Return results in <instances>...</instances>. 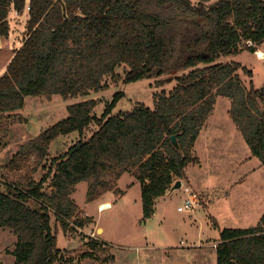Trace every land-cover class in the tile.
Wrapping results in <instances>:
<instances>
[{
  "label": "trees",
  "instance_id": "obj_1",
  "mask_svg": "<svg viewBox=\"0 0 264 264\" xmlns=\"http://www.w3.org/2000/svg\"><path fill=\"white\" fill-rule=\"evenodd\" d=\"M26 6V37L0 76V121L23 108L26 96L85 98L107 88L108 77L175 85L155 93L153 107L135 103L124 112H113L122 91L100 115L97 99L75 101L66 117L21 144L5 168L24 170V177L0 179V227L16 236L14 264L62 260L50 212L63 231L73 218L84 225L71 196L80 181L94 200L118 191L123 173L133 174L143 217L154 213L156 199L198 163L196 137L219 96L229 99L230 119L264 164V85L247 89L239 70L251 77V69L222 60L255 52L264 41V0H0V36H9V11ZM118 66L125 67L122 77ZM73 132L76 142L47 163L51 141ZM40 169V180L34 179ZM87 243L92 250L104 246L92 236ZM215 247V264H264V211L255 225L224 227ZM89 251L82 255L94 257Z\"/></svg>",
  "mask_w": 264,
  "mask_h": 264
},
{
  "label": "rangeland",
  "instance_id": "obj_2",
  "mask_svg": "<svg viewBox=\"0 0 264 264\" xmlns=\"http://www.w3.org/2000/svg\"><path fill=\"white\" fill-rule=\"evenodd\" d=\"M27 14V6L21 13L17 14L13 9L8 13L9 36L1 37L0 71L11 59L14 46H20L26 37ZM6 40H11L10 53L6 52ZM256 48L255 52L243 50L222 58L240 61L251 69V77L239 70L247 89L251 85L254 88L264 85V41ZM116 68L122 77L125 67ZM174 85L171 81L155 86L153 79L124 84L122 78L114 76L107 78V88L85 98H63L59 94L26 96L23 108L0 121V179L14 182L24 177V170L12 172L5 168L9 159L24 141L66 117L69 104L95 98L98 102L94 112L100 115L112 94L122 91L124 95L113 112L130 111L135 103L153 107L154 94L161 90L168 92ZM215 101L207 122L196 137L194 153L198 163L189 164L185 176L176 179L181 180L180 187L168 190L166 196L156 199L154 213L150 216L143 217L140 185L133 174L123 173L117 182L118 191L104 192L94 200H88L86 196L87 182L77 183L71 196L80 208L78 219L85 222L84 225H79L73 218L63 231L56 216L50 212L51 225L57 233V247L63 254L62 260L55 264H215V245L224 227L242 228L259 221L264 211V164L251 156L230 119L229 99L219 96ZM90 129L85 131V137L91 134ZM77 138L78 132L58 135L49 146L47 163L66 151ZM44 171L38 170L34 179L40 180ZM0 190H3L2 184ZM191 191L198 194V204L178 211L177 207L183 205ZM102 202H108L110 206L100 209ZM88 216L89 222L85 218ZM90 236L103 241L104 246L90 249L87 243ZM15 241L16 236L9 228L0 227V264H14ZM88 251H92L94 257L82 255Z\"/></svg>",
  "mask_w": 264,
  "mask_h": 264
},
{
  "label": "built area",
  "instance_id": "obj_3",
  "mask_svg": "<svg viewBox=\"0 0 264 264\" xmlns=\"http://www.w3.org/2000/svg\"><path fill=\"white\" fill-rule=\"evenodd\" d=\"M28 7V6H27ZM199 202V196L195 192H190L187 198L184 200L183 205L177 207L178 211L187 210L193 208Z\"/></svg>",
  "mask_w": 264,
  "mask_h": 264
},
{
  "label": "water",
  "instance_id": "obj_4",
  "mask_svg": "<svg viewBox=\"0 0 264 264\" xmlns=\"http://www.w3.org/2000/svg\"><path fill=\"white\" fill-rule=\"evenodd\" d=\"M169 139H171V143L173 145L174 148H176L177 150H180V146H179V142L178 139H176V135L172 134L170 135ZM181 186V180H176L175 183L170 187V190H173L174 188H178Z\"/></svg>",
  "mask_w": 264,
  "mask_h": 264
},
{
  "label": "crops",
  "instance_id": "obj_5",
  "mask_svg": "<svg viewBox=\"0 0 264 264\" xmlns=\"http://www.w3.org/2000/svg\"><path fill=\"white\" fill-rule=\"evenodd\" d=\"M27 2H28V0H27ZM1 37H3V36H0V43H2L1 42ZM3 38H7V37H3ZM5 45H7V50H6V52H9L10 53V51H11V40H6L5 41ZM20 45V44H19ZM15 48L14 49H16V48H19V46L18 47H16V46H14ZM1 48V47H0ZM8 54V53H7ZM14 54V53H13ZM13 54H12V56H13ZM6 67V66H5ZM5 67L3 68V70H1L0 72V76H1V74L4 72V70H5ZM197 140V139H196ZM196 142V141H195ZM252 156V155H251ZM249 158H250V156H248ZM168 194V193H167ZM103 228V227H102Z\"/></svg>",
  "mask_w": 264,
  "mask_h": 264
},
{
  "label": "bare ground",
  "instance_id": "obj_6",
  "mask_svg": "<svg viewBox=\"0 0 264 264\" xmlns=\"http://www.w3.org/2000/svg\"><path fill=\"white\" fill-rule=\"evenodd\" d=\"M259 53V52H258ZM110 206V204L108 203V202H102V203H100V206H99V208L100 209H105V208H107V207H109Z\"/></svg>",
  "mask_w": 264,
  "mask_h": 264
}]
</instances>
